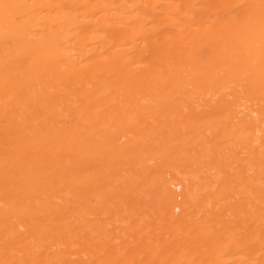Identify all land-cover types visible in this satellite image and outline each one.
I'll return each instance as SVG.
<instances>
[{
    "label": "bare ground",
    "instance_id": "bare-ground-1",
    "mask_svg": "<svg viewBox=\"0 0 264 264\" xmlns=\"http://www.w3.org/2000/svg\"><path fill=\"white\" fill-rule=\"evenodd\" d=\"M0 264H264V0H0Z\"/></svg>",
    "mask_w": 264,
    "mask_h": 264
}]
</instances>
